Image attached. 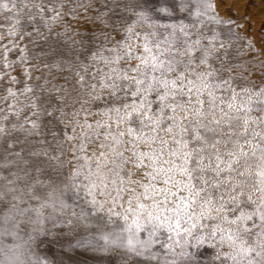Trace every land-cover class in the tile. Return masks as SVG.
Masks as SVG:
<instances>
[{
	"label": "snow or ice",
	"instance_id": "obj_1",
	"mask_svg": "<svg viewBox=\"0 0 264 264\" xmlns=\"http://www.w3.org/2000/svg\"><path fill=\"white\" fill-rule=\"evenodd\" d=\"M225 6L0 0V264H264V23Z\"/></svg>",
	"mask_w": 264,
	"mask_h": 264
},
{
	"label": "rangeland",
	"instance_id": "obj_2",
	"mask_svg": "<svg viewBox=\"0 0 264 264\" xmlns=\"http://www.w3.org/2000/svg\"><path fill=\"white\" fill-rule=\"evenodd\" d=\"M229 7H234L240 15H244L246 12L250 13L257 33L259 32L262 23H264V0H226V6L221 9L222 14L230 15L231 13L228 11ZM56 250L57 245L55 243L49 245L48 255L51 256ZM85 258L83 253L73 257L75 260H82Z\"/></svg>",
	"mask_w": 264,
	"mask_h": 264
}]
</instances>
